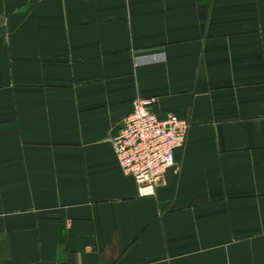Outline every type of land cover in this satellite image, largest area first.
Segmentation results:
<instances>
[{"label":"crops","instance_id":"obj_1","mask_svg":"<svg viewBox=\"0 0 264 264\" xmlns=\"http://www.w3.org/2000/svg\"><path fill=\"white\" fill-rule=\"evenodd\" d=\"M137 98L189 123L152 196ZM0 264H264V0H0Z\"/></svg>","mask_w":264,"mask_h":264},{"label":"built area","instance_id":"obj_2","mask_svg":"<svg viewBox=\"0 0 264 264\" xmlns=\"http://www.w3.org/2000/svg\"><path fill=\"white\" fill-rule=\"evenodd\" d=\"M154 101L137 98L112 140L117 161L135 179L140 196L156 194L167 172L176 166V152L185 146L189 131V123L176 114L159 118L152 110Z\"/></svg>","mask_w":264,"mask_h":264}]
</instances>
